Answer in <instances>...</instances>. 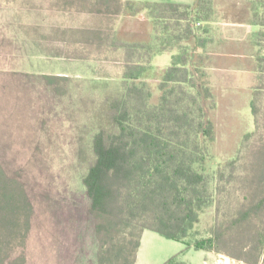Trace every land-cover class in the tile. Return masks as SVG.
Returning a JSON list of instances; mask_svg holds the SVG:
<instances>
[{
    "label": "trees",
    "instance_id": "16d2710c",
    "mask_svg": "<svg viewBox=\"0 0 264 264\" xmlns=\"http://www.w3.org/2000/svg\"><path fill=\"white\" fill-rule=\"evenodd\" d=\"M65 4L110 24L67 31L75 44H67L66 56L104 66L115 61L121 69L123 91L90 111L78 155L97 264H136L147 230L186 246L163 264H186L180 256L190 249L264 264V0ZM121 18L136 24L121 28ZM218 22L261 28L254 35V86L236 94L232 107L239 113L236 103L249 99L254 130L234 133L239 149L225 160L216 152L224 97L209 71L215 43L222 44L214 36ZM174 51L169 67L154 65L156 56ZM45 81L63 95L69 79ZM209 210L211 228L200 233ZM33 215L26 186L0 159V264H26Z\"/></svg>",
    "mask_w": 264,
    "mask_h": 264
},
{
    "label": "rangeland",
    "instance_id": "374dc122",
    "mask_svg": "<svg viewBox=\"0 0 264 264\" xmlns=\"http://www.w3.org/2000/svg\"><path fill=\"white\" fill-rule=\"evenodd\" d=\"M62 1L51 0L48 15L39 11L41 0H10L4 22L19 25H2L0 39V159L6 172L24 183L34 206L26 264H97V239L78 155L90 111L95 113L106 96L123 91L115 61L104 66L66 56L67 44H75L67 31L90 25H81L84 20L78 14L59 12ZM141 1L193 4L195 0ZM42 17L44 25H38ZM174 54L160 55L154 64L165 69ZM104 72L108 78L101 76ZM237 75L224 80L250 84L251 78ZM46 76L67 77L65 94L54 92ZM223 97L216 152L225 160L234 158L239 149L241 137L234 133L252 132L254 118L249 102L236 104L238 113L230 103L238 98L227 93ZM211 212L202 215L200 233L210 230ZM141 243L136 264H163L186 249L185 244L148 230ZM203 254L193 249L180 258L202 264Z\"/></svg>",
    "mask_w": 264,
    "mask_h": 264
},
{
    "label": "crops",
    "instance_id": "0c3cea01",
    "mask_svg": "<svg viewBox=\"0 0 264 264\" xmlns=\"http://www.w3.org/2000/svg\"><path fill=\"white\" fill-rule=\"evenodd\" d=\"M9 1L10 0H0V39L2 37V25H19V23L16 21L14 23H12L11 21L4 22V11L8 12L10 11L12 7V3L10 4ZM59 5L61 6V4ZM38 6H39V11H41L42 13L46 11L48 15L50 14L51 0L49 1L41 0V3ZM60 6L58 7L59 12H64L66 14L75 13V14L80 15L84 20L83 23L81 24L83 26L84 25H110L106 22L95 21L90 14H86V12H82L81 10L80 11L74 10V9L71 10L65 4V0L62 1V7H63L62 9L60 8ZM18 7H19V3L16 4L17 10H18ZM124 20L125 19L121 18L116 25H119V27L121 28H122V25H134L136 24L137 19L128 20L129 22L127 21L125 22ZM44 22H45L44 17H42V22H39L38 25H44ZM213 25H214V28H217L216 33H215L216 35H214L216 42H222L221 45L215 43L217 45L215 62H214V65H212V67L209 70L210 75H211V80H212L214 87L218 91H222L223 96H224V93L232 94V95L241 94V93L243 94L250 93L251 88L254 86L255 79H256V74L251 71L252 66L254 65V54L258 50L254 44V35L257 32H259L261 28L257 26L247 25V24H233V23H228V22H218ZM34 29H31V30H34ZM214 46L215 45L213 44V47ZM1 61L2 60L0 57V66H1ZM156 66L159 68H162L159 65H156ZM236 73L239 74L237 75L239 77L240 76L243 77L245 75L251 78L250 84L246 86H243L241 84L232 85L230 83H227L226 80H224V78L226 77L227 79L230 76L234 77ZM247 102H249L248 98H247V101H245V103ZM230 103L232 104V107H233V104L235 103V101L230 100ZM143 236H144V233H143ZM143 236H142V239H143ZM191 250L193 249L186 251L182 255L184 256L187 255L188 253H190ZM202 252H204V254L202 255L203 256L202 264H243V263L234 261L226 256L216 255L211 252H205V251H202ZM185 263L189 264L188 262H185Z\"/></svg>",
    "mask_w": 264,
    "mask_h": 264
}]
</instances>
